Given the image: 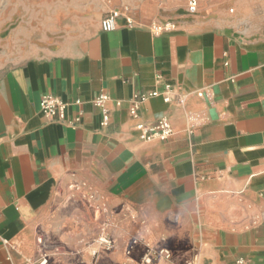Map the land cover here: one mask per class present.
<instances>
[{
  "label": "crops",
  "instance_id": "crops-1",
  "mask_svg": "<svg viewBox=\"0 0 264 264\" xmlns=\"http://www.w3.org/2000/svg\"><path fill=\"white\" fill-rule=\"evenodd\" d=\"M110 12L54 50L0 56V264L36 263L39 237L47 264H144L142 245L127 255L138 219L146 241L173 252L152 264H264V0L181 8L159 34L165 18L139 10L104 32ZM167 85L170 102L150 98L131 116L136 96ZM102 93L107 127L92 104ZM50 94L84 102L67 111L83 113L78 128L44 117ZM162 118L173 137L143 141L137 125ZM104 220L112 251L97 241Z\"/></svg>",
  "mask_w": 264,
  "mask_h": 264
},
{
  "label": "rangeland",
  "instance_id": "rangeland-1",
  "mask_svg": "<svg viewBox=\"0 0 264 264\" xmlns=\"http://www.w3.org/2000/svg\"><path fill=\"white\" fill-rule=\"evenodd\" d=\"M198 11L212 0H197ZM190 0H0V56L19 61L56 49L61 43L87 36L96 19L107 9L126 5L135 10L165 19L175 11H188ZM233 7L228 9L229 13ZM190 14V13H189Z\"/></svg>",
  "mask_w": 264,
  "mask_h": 264
},
{
  "label": "built area",
  "instance_id": "built-area-1",
  "mask_svg": "<svg viewBox=\"0 0 264 264\" xmlns=\"http://www.w3.org/2000/svg\"><path fill=\"white\" fill-rule=\"evenodd\" d=\"M128 8H123L119 10L111 11L101 22V28L104 32H112L117 29L118 20L120 18L127 17L129 11ZM188 11L191 15H194L198 11V1L190 0L188 4ZM131 24V22H130ZM153 31L159 34L163 31H167L174 28V23H169L167 25L154 24L152 26ZM173 88L167 85L165 92L161 93L159 91H154L147 95L136 96L132 100V105L130 109V114L133 118L137 119L140 114L141 105L149 100L150 98L163 97L166 103L171 101V93ZM181 99V98H180ZM110 101V97L107 94L102 93L92 102L93 106L100 111L102 117V127H107L110 123V114L107 108V104ZM182 101V100H181ZM84 102L81 100L66 102L54 95H46L42 98L40 103L41 112L44 117L56 124H60L72 129L78 128L81 123L83 113L79 112L74 117H68L67 111L71 107L81 108ZM137 129L140 132V137L143 141L153 142L162 141L166 142L171 139L174 135V128L171 121L168 118H162L155 124H143L139 123ZM75 196H81L91 204V207L98 214H106L108 209L105 204L96 205L95 196L85 192L84 186L80 184H72L69 187ZM139 226L134 229L130 234V249L127 251V255L131 256L133 249L138 246L144 247V253L142 256V263L152 264L154 261H164L168 262L173 259V252L166 247H156L153 243L146 241L144 239V229L147 226V222L144 219H138ZM110 223L104 220L101 223V236L97 239L103 249L106 251H112L115 247L114 241L109 233ZM39 260L34 264H47L50 255L46 252L44 248V239L39 237L37 239ZM56 252H59L57 249ZM187 264H194V262H188Z\"/></svg>",
  "mask_w": 264,
  "mask_h": 264
}]
</instances>
